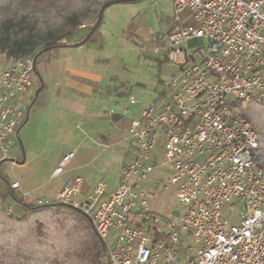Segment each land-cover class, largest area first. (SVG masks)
I'll list each match as a JSON object with an SVG mask.
<instances>
[{"label":"built area","instance_id":"1","mask_svg":"<svg viewBox=\"0 0 264 264\" xmlns=\"http://www.w3.org/2000/svg\"><path fill=\"white\" fill-rule=\"evenodd\" d=\"M167 1L178 24L152 40L163 44L154 51L163 48L179 75L170 92L146 104L127 127L133 156L121 166L118 186L109 191L99 181L85 188L86 177L76 176L64 182L54 202L91 219L108 264H264L263 142L238 110L264 101V0ZM186 12L191 20L179 23ZM193 39H204L205 47L188 50ZM36 59L8 55L0 45L4 157L19 134ZM130 103L138 101L132 96ZM159 140L161 158L155 153ZM75 156L66 153L52 176L64 173ZM158 167L168 170L184 206L176 219L151 207L146 183Z\"/></svg>","mask_w":264,"mask_h":264},{"label":"rangeland","instance_id":"2","mask_svg":"<svg viewBox=\"0 0 264 264\" xmlns=\"http://www.w3.org/2000/svg\"><path fill=\"white\" fill-rule=\"evenodd\" d=\"M118 1L0 0L1 49L11 56H37L35 84L22 104L19 134L8 156L0 152V264H108L105 244L91 219L54 199L66 179L86 172L105 182L109 191L115 189L125 162L120 147H99L94 166L72 171L68 165L61 175L52 173L66 153L77 152L100 132L123 135V118L136 116L146 104L169 93L178 74L163 48L154 51L162 43L138 38L166 32V19L175 16L171 4ZM84 2L87 7H81ZM205 45L204 39L186 43L188 50ZM85 73L103 77L105 98L96 107L79 86L71 87V82L84 85ZM132 96L138 104H130ZM238 110L252 121L264 148V127L253 122L254 117L264 119V101ZM119 115L121 121L115 119ZM161 146L159 140L155 148L159 158ZM17 181L20 188L14 189ZM169 183L168 170L158 167L146 186L153 210L176 219L184 206L176 186ZM115 238L111 233L107 244Z\"/></svg>","mask_w":264,"mask_h":264},{"label":"crops","instance_id":"3","mask_svg":"<svg viewBox=\"0 0 264 264\" xmlns=\"http://www.w3.org/2000/svg\"><path fill=\"white\" fill-rule=\"evenodd\" d=\"M167 2H169L171 4L172 8L174 9L173 4L170 1H167ZM189 20H191V15L188 12H186L182 15L181 21L179 23L184 24V23L188 22ZM166 21H167L166 22V25H167L166 32L171 31L178 24V22H176V20H175V17L173 19L167 18ZM153 35H155V33H152L151 37L146 36V35H140L138 38L142 42H149L150 40H151L150 42H152L153 41L152 40ZM185 47L187 48L186 45H185ZM178 75H179V70H178L177 76ZM84 77H85V84L84 85H80L77 82H71V84H72L71 87H74V86L78 87L79 86V88L81 89L79 91L84 93V95L91 101L92 107L93 106L96 107L105 98L103 95L104 88L100 85L101 82L103 81V77H102V75L97 74V73H85ZM29 96H30V94L23 97L22 104L27 102ZM131 105H136V104H131ZM141 111H142V109L139 110V112L137 113L136 116H133L131 118H126V119L123 118V121L120 120L123 117L122 115H119L115 118L116 120H119L122 122V127H123V131H124L123 135H117V133H115V131H113V133L110 131H107V132L102 131L95 138H92V139L90 138L91 142L89 144L80 145L78 148V151L76 152L75 158L69 164V167L71 168V170L73 171V170H77V169H84L85 167H90L92 165L94 166L95 161L97 160V157H98L97 153L99 152V150H98L99 147H102L105 149H110L111 147L119 146L120 147L119 149H121L120 152L122 154V157L125 159V161L131 159V157L133 156V149L130 148L129 141L126 139L125 133H126V129L129 126L131 120L133 118L139 117ZM128 112H129V109L128 108L125 109V113H128ZM111 138L115 140V143L107 144L105 141H107ZM109 145H111V147H109ZM88 157H89V160H86ZM77 176H85L86 177L85 188H91L97 183V181H95L92 178V176L90 174H88L87 172L84 173L83 175H77ZM75 177L68 178L65 181H67L69 179H73ZM64 182H63V184H64ZM61 186H59V188H57L58 189L57 192H59Z\"/></svg>","mask_w":264,"mask_h":264},{"label":"clouds","instance_id":"4","mask_svg":"<svg viewBox=\"0 0 264 264\" xmlns=\"http://www.w3.org/2000/svg\"><path fill=\"white\" fill-rule=\"evenodd\" d=\"M81 7H87V3H82ZM253 122L256 123L258 126L264 127V119L262 118L254 117Z\"/></svg>","mask_w":264,"mask_h":264},{"label":"trees","instance_id":"5","mask_svg":"<svg viewBox=\"0 0 264 264\" xmlns=\"http://www.w3.org/2000/svg\"><path fill=\"white\" fill-rule=\"evenodd\" d=\"M124 1H134V0H121V1H118V2H124ZM98 26H99V24L97 25V27H95L92 31H91V34L90 35H92L96 30H97V28H98ZM50 46H52V44H50ZM2 47V46H1ZM46 48H48V47H46ZM50 48V47H49ZM3 50H4V48H3ZM9 54H11V53H9ZM40 54V53H39ZM38 54V55H39Z\"/></svg>","mask_w":264,"mask_h":264}]
</instances>
